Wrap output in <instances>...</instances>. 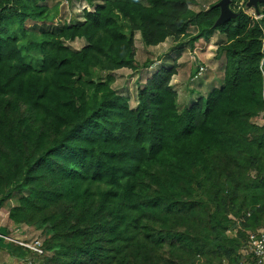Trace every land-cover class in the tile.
Returning <instances> with one entry per match:
<instances>
[{
	"label": "trees",
	"instance_id": "1",
	"mask_svg": "<svg viewBox=\"0 0 264 264\" xmlns=\"http://www.w3.org/2000/svg\"><path fill=\"white\" fill-rule=\"evenodd\" d=\"M47 1L0 0V209L14 201L7 224L42 236L39 255L0 239L9 255L37 258L29 264L247 260V234L264 225V126L254 122L264 110V2L214 27L216 2L196 13V0H101L80 21L33 34L27 23L58 20ZM215 31L221 86L189 107L178 110L170 85L175 62L146 78L133 108L112 88L115 71L151 66L135 60V33L154 47ZM76 40L78 50L65 45Z\"/></svg>",
	"mask_w": 264,
	"mask_h": 264
},
{
	"label": "rangeland",
	"instance_id": "2",
	"mask_svg": "<svg viewBox=\"0 0 264 264\" xmlns=\"http://www.w3.org/2000/svg\"><path fill=\"white\" fill-rule=\"evenodd\" d=\"M88 1H47L46 4L48 6L56 5L58 8V20L56 23L54 22L52 26H34L33 24L27 23V28L33 34H37L41 30L53 32L60 22L64 21L70 24L80 21L83 9L92 11L93 7L101 0H90L93 3L92 6H90ZM217 1L196 0L195 4L191 6V9L198 13L206 10L211 4L217 3ZM231 2L232 5L229 7L233 12L241 10L249 16L254 15V9L245 7L246 0H232ZM188 34L194 36V29L189 28ZM188 40L182 39L176 43L168 40L157 48L145 49L140 35L137 33L134 37L135 60L139 65L149 62L151 64V70L149 68L138 72L122 71L118 74H112L114 76L112 88L118 95L128 98V104L130 108H133L136 104L137 88L143 84L144 78L149 77L157 69L161 67L167 68L175 62L178 66V74L175 77L173 76L174 78L172 77L174 83L171 86L174 90L176 89L178 91L177 107L178 110L189 107L198 100L199 94L205 96L212 88L216 86L214 89H217L221 85L223 58L217 57L216 50L218 46L224 43V36L215 31L209 40L199 39L191 45L187 42ZM65 45L72 50H78L84 45V42L82 40H76L74 42H66ZM199 67H203L204 70L197 76ZM195 76L197 77L196 79H194ZM206 77H211V85L210 80ZM12 204H14V201L5 203L0 209V233L6 235L10 240L17 242L33 243L35 240H42L41 234L33 228L24 225L12 226L7 224V212ZM5 242H0V264H29V262H37L36 257L27 259V261L14 259L9 255Z\"/></svg>",
	"mask_w": 264,
	"mask_h": 264
},
{
	"label": "built area",
	"instance_id": "3",
	"mask_svg": "<svg viewBox=\"0 0 264 264\" xmlns=\"http://www.w3.org/2000/svg\"><path fill=\"white\" fill-rule=\"evenodd\" d=\"M264 54V47L262 49ZM204 70L203 67L198 68V73H202ZM254 122L257 126H264V110L261 112L258 118L254 119ZM0 239L18 245L24 249L32 251L36 254H42L41 251V242L42 240H35L33 243H23L10 240L7 237L1 236ZM247 245L244 251H241V254L247 260L240 262L239 264H264V225L259 227L254 232L247 234Z\"/></svg>",
	"mask_w": 264,
	"mask_h": 264
},
{
	"label": "water",
	"instance_id": "4",
	"mask_svg": "<svg viewBox=\"0 0 264 264\" xmlns=\"http://www.w3.org/2000/svg\"><path fill=\"white\" fill-rule=\"evenodd\" d=\"M232 0H219L213 8H217L219 10L218 17L214 23V27L222 24L228 23L230 20L236 17V13L230 9V3ZM264 0H246L245 7L256 9L258 3H263Z\"/></svg>",
	"mask_w": 264,
	"mask_h": 264
},
{
	"label": "crops",
	"instance_id": "5",
	"mask_svg": "<svg viewBox=\"0 0 264 264\" xmlns=\"http://www.w3.org/2000/svg\"><path fill=\"white\" fill-rule=\"evenodd\" d=\"M136 35V34H135ZM135 35H134V37H135ZM214 35V32L212 33V34H210L208 37H207V39L206 40H209L212 36ZM166 41H168V40H166ZM165 43V42H164ZM163 44V43H162ZM162 44H160V45H157V46H154V47H145L144 46V48L145 49H148V48H157V47H159V46H161ZM177 62V61H176ZM178 68V67H177ZM150 70H151V67H150ZM122 71H130V70H127V69H121V70H118V71H115L113 74H118V73H120V72H122ZM178 73H177V69H176V75H177ZM175 75V76H176ZM223 75V74H222ZM174 76V77H175ZM198 76V75H197ZM173 77V78H174ZM146 78H148V77H146ZM146 78H144V81L146 80ZM197 77L195 76V78L194 79H196ZM208 80H210V85H211V83H212V79H211V77H206ZM221 79H222V77H221ZM222 81V80H221ZM142 83H144V82H142ZM173 83H174V79H172L171 80V82H170V85H173ZM221 86V85H220ZM216 87V86H215ZM214 87V88H215ZM214 88H212V89H214ZM211 89V90H212ZM176 90V89H175ZM209 92V91H208ZM176 94H177V104H178V91L176 90ZM200 96H202L201 94H199V98H200ZM206 96V95H205ZM205 96H202V97H205ZM195 103V102H194ZM193 103V104H194ZM192 105V104H191ZM186 108V107H185Z\"/></svg>",
	"mask_w": 264,
	"mask_h": 264
},
{
	"label": "clouds",
	"instance_id": "6",
	"mask_svg": "<svg viewBox=\"0 0 264 264\" xmlns=\"http://www.w3.org/2000/svg\"><path fill=\"white\" fill-rule=\"evenodd\" d=\"M255 18H257V17H255ZM135 34H137V33H135ZM135 34H134V35H135ZM150 67H151V66H150ZM148 69H149V68H148ZM193 77H194V76H193Z\"/></svg>",
	"mask_w": 264,
	"mask_h": 264
}]
</instances>
